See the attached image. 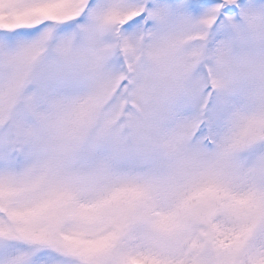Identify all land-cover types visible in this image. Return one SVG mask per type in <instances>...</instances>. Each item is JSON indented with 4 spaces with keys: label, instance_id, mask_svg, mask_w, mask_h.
I'll return each instance as SVG.
<instances>
[{
    "label": "snow or ice",
    "instance_id": "snow-or-ice-1",
    "mask_svg": "<svg viewBox=\"0 0 264 264\" xmlns=\"http://www.w3.org/2000/svg\"><path fill=\"white\" fill-rule=\"evenodd\" d=\"M0 264H264V0H0Z\"/></svg>",
    "mask_w": 264,
    "mask_h": 264
}]
</instances>
